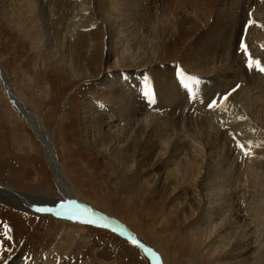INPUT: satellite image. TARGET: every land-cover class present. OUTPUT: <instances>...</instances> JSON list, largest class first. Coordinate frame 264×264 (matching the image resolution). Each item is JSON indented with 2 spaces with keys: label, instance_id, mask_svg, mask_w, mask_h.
I'll return each instance as SVG.
<instances>
[{
  "label": "bare ground",
  "instance_id": "1",
  "mask_svg": "<svg viewBox=\"0 0 264 264\" xmlns=\"http://www.w3.org/2000/svg\"><path fill=\"white\" fill-rule=\"evenodd\" d=\"M151 5L154 10L148 9ZM232 10V18H225ZM89 16L108 35L104 46L98 47L101 54L106 49L102 73L97 61L88 68L76 64L78 30L64 37L62 51L56 55L47 18H40L45 32L33 41L29 36L36 48L54 54L62 66L89 80L80 125L91 150L146 189L147 195L138 198L142 205L159 197V184L165 186L176 211L182 213L175 223H168L169 228L189 224L185 234L191 237L188 247L193 257L187 262L264 264V72L248 68V57L241 48L247 44L253 58L264 64V0H145L140 18ZM93 23L80 18L77 25ZM244 25L250 30L247 39L242 36ZM176 36L188 40L181 52L182 62L170 63L163 57ZM0 71L11 101L38 135L58 189L80 209H87L73 192L74 182L65 179L53 139L40 118L8 87L1 64ZM185 77L196 83L193 97L187 96L178 81ZM238 80L246 85L230 89ZM218 85L226 100L214 94ZM213 101L220 106L209 107ZM238 143L250 149V154L244 155ZM140 172L148 177L137 180ZM0 186V194L14 195ZM24 196V200L14 198V204L33 208L35 203ZM87 213L83 221L104 214L95 208ZM106 219L124 234H134L123 222L108 215ZM134 238L138 246H147L143 237L135 233ZM147 249L162 264L160 254L152 246ZM165 253L168 264H174L169 252Z\"/></svg>",
  "mask_w": 264,
  "mask_h": 264
},
{
  "label": "rangeland",
  "instance_id": "2",
  "mask_svg": "<svg viewBox=\"0 0 264 264\" xmlns=\"http://www.w3.org/2000/svg\"><path fill=\"white\" fill-rule=\"evenodd\" d=\"M43 1L0 0V64L7 74L8 87H13L12 90L21 97L19 99L26 101L29 110L32 109L40 118L41 126L53 139L65 179L74 182L73 192L82 203L123 222L134 234L143 237L145 246H152L160 254L162 264L169 263L167 251L174 264H198L193 259L187 262L193 257V250L188 247L191 237L185 234L189 224L185 228L174 226L170 229L168 226L169 222L179 220L182 213L181 210L176 211V203L165 186L159 184L157 199L150 197L146 204H140L138 198L147 195L146 189L130 182L126 173L118 171L104 157L94 154L89 142L83 138L80 112L84 90L91 87L89 80L66 65L62 66L60 58L45 54L32 43L44 31L40 18H47L55 55L62 51L64 37L73 29L78 30L76 64L88 68L97 61L102 73L106 49L101 54L98 47L104 46L108 35L105 28L89 15L93 13V17L107 16L109 19L140 18L145 0H103L101 3L99 0ZM151 6L148 9L154 10ZM232 15L233 10L225 18H232ZM80 18L94 23L79 26ZM12 20L15 21L13 25ZM242 31L243 38L247 39L250 30L244 25ZM212 37L217 38L214 34ZM187 40L186 36L174 37L164 60L182 62L181 52ZM248 51L251 53L252 49L249 47ZM245 85L238 80L230 89ZM214 94L223 99V87L218 85ZM192 119L201 120L196 116ZM55 177L38 135L16 109L0 79V184L6 190L11 189L7 190L10 195L14 194L11 197L0 194V264H153L144 247L126 238L119 228L96 220L91 224L71 218L69 200L58 189ZM146 177L148 173L140 172L136 179ZM25 194L29 202L35 203V208H29L27 203L29 209L14 204V198L24 200ZM34 195L40 200L33 199ZM47 200L49 202L42 205ZM52 207L67 214L59 217L39 211ZM79 210L78 215L85 218L88 213ZM134 234L130 233V236L134 237Z\"/></svg>",
  "mask_w": 264,
  "mask_h": 264
},
{
  "label": "snow or ice",
  "instance_id": "3",
  "mask_svg": "<svg viewBox=\"0 0 264 264\" xmlns=\"http://www.w3.org/2000/svg\"><path fill=\"white\" fill-rule=\"evenodd\" d=\"M249 23L250 24L251 23H255V21H250ZM241 48H242V51H244V53L248 57V62H247L248 68L249 69L256 68L260 72H264V64H262L259 59H254L253 58L252 54L250 52H248L247 44H242L241 45ZM234 90L235 89H233V91ZM145 95H148V93H145ZM224 99L226 100L227 99V96H225ZM219 106L220 105L216 101H213L212 103L209 104V107H211V108H217ZM237 146L244 152V155H249L250 154L251 150L248 149V148H246V146L244 144L238 143ZM67 204H68L69 210L72 212V214L74 216L79 214V211H80L79 210V206H77L74 201H69V202H67ZM61 207L63 208L64 206L61 205ZM39 211H48V212H51V211H53V209H51V208H48V209H39ZM83 211L84 212H87V209H84ZM84 222H86V223H92L93 221L86 220ZM9 239H11V237H9ZM133 243H136V241L133 240Z\"/></svg>",
  "mask_w": 264,
  "mask_h": 264
},
{
  "label": "water",
  "instance_id": "4",
  "mask_svg": "<svg viewBox=\"0 0 264 264\" xmlns=\"http://www.w3.org/2000/svg\"><path fill=\"white\" fill-rule=\"evenodd\" d=\"M0 72H1V71H0ZM0 187H1V186H0ZM51 209H53V208H51ZM57 210H58V208H54L53 211H51V212H48V211H42V213L45 212V213H47V214H52V213H55V211H57ZM56 214H57V213H56ZM71 218H74V216L71 217ZM74 219H76V218H74ZM124 236L129 237L130 235L125 234ZM144 249H145V253L147 254V256L151 259V262H152L153 264H155V262H156L157 264H159L157 258H156L155 256H153L152 254H150L148 249H146V248H144Z\"/></svg>",
  "mask_w": 264,
  "mask_h": 264
}]
</instances>
